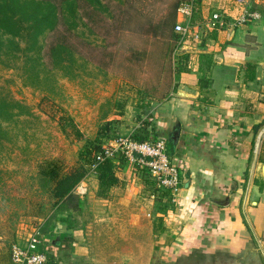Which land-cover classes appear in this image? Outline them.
I'll use <instances>...</instances> for the list:
<instances>
[{
  "label": "rangeland",
  "instance_id": "obj_1",
  "mask_svg": "<svg viewBox=\"0 0 264 264\" xmlns=\"http://www.w3.org/2000/svg\"><path fill=\"white\" fill-rule=\"evenodd\" d=\"M135 1L141 10L138 18L118 2L103 0L109 9L103 13L81 1L76 30L62 26L40 39V78L34 85L25 75L24 53L0 60V95L20 102L29 112L12 122L0 119L6 134L0 142V264H13L11 251L18 234L24 236L33 227L48 233L57 221L81 231L89 264L235 263L234 257L198 250L180 255L173 244L161 252V234L169 226L180 229L176 220H185L175 215L183 165L170 147L176 134H162L155 110L171 95L175 73L189 62L175 50L169 28L160 37L146 30L163 20L170 22L176 3L192 0ZM132 24L141 25L143 33ZM58 44L74 55L68 70L51 62L50 51ZM61 116L76 122L85 134L83 141L72 143L64 135ZM121 139L147 142L155 149L164 142L165 158L178 169V192L166 182L167 174L119 154L114 163L120 184L107 198L98 197L96 175L80 153L88 147L100 152ZM84 163L88 174L74 189V198L56 205L51 191L56 180ZM85 181L86 193L78 194ZM175 235L169 242H175ZM251 259L264 261L261 253Z\"/></svg>",
  "mask_w": 264,
  "mask_h": 264
},
{
  "label": "crops",
  "instance_id": "obj_2",
  "mask_svg": "<svg viewBox=\"0 0 264 264\" xmlns=\"http://www.w3.org/2000/svg\"><path fill=\"white\" fill-rule=\"evenodd\" d=\"M252 2L260 19L241 25L236 0H200L196 14H178L194 32L203 33L216 13L227 25L182 46L189 65L175 73L171 95L155 110L162 134H176L170 147L183 165L175 215L185 220L161 234V252L173 244L180 255L198 250L264 264L251 259H264V0ZM41 234L48 264H89L80 230L57 221Z\"/></svg>",
  "mask_w": 264,
  "mask_h": 264
},
{
  "label": "trees",
  "instance_id": "obj_3",
  "mask_svg": "<svg viewBox=\"0 0 264 264\" xmlns=\"http://www.w3.org/2000/svg\"><path fill=\"white\" fill-rule=\"evenodd\" d=\"M81 1L99 12L109 11L103 0H0V60L3 56L8 58L17 57L18 53H24L26 56L25 75L31 81V85H34V82L40 78V72L38 71L41 65L39 55L40 39L47 33L56 31L62 26H66L69 30H76L79 26L78 10ZM110 1L118 2L123 7L129 6L130 9L128 11H131L135 18L141 13L135 0ZM199 2L200 0L195 1V6ZM181 4L182 2L176 3L174 6L170 22L167 19L163 20L161 23L150 25L146 31L154 37H160L169 28V37L177 43L179 36L175 33V25ZM194 11V14H196L197 11ZM148 22L149 20H147L146 24ZM131 27L139 28L138 32L143 33L141 25H133ZM131 30L136 32V29L130 28ZM50 58L53 66L63 71L71 67L69 63L75 62L72 51L63 44H58L51 49ZM24 114H29V112L23 104L0 95L1 120L12 122L16 117ZM60 125L64 135L72 143L81 142L85 139L84 132L72 118L61 116ZM4 133L5 130L0 125V142L6 135ZM98 149L94 147L86 148L81 151L80 159L84 160V162L86 161L92 167L94 157L99 153ZM87 174L88 170L84 163L80 164L72 172L59 177L51 190L56 199L55 204L73 199L74 189L85 180ZM94 174L99 186L97 196L100 198H107L109 192L120 184V178L115 171L114 160L107 159L99 163ZM162 226L160 224L158 229H162Z\"/></svg>",
  "mask_w": 264,
  "mask_h": 264
},
{
  "label": "built area",
  "instance_id": "obj_4",
  "mask_svg": "<svg viewBox=\"0 0 264 264\" xmlns=\"http://www.w3.org/2000/svg\"><path fill=\"white\" fill-rule=\"evenodd\" d=\"M195 1L181 4L178 14L188 15L192 14L195 10ZM238 4L243 6V12L241 16L235 21L237 25L252 22L253 20L260 19V12L253 6L252 0H236ZM225 18L219 14H213L211 18L207 21L204 32L201 31L194 32L192 25L184 24L182 21H177L175 25V33L179 36L176 43V51L181 50L182 46L189 40L200 41L205 35L208 34L209 30H214L216 28H223L226 26ZM175 53V54H177ZM159 148L155 149L152 145L147 142H136L131 139H121L109 147L103 148L94 157V163L92 165V172H95L96 167L99 163L109 159L114 160L119 154L125 155L129 160L136 162L138 164H143L151 167L152 169H157L162 173V176L167 174L166 182L178 192L180 178L178 169L170 165L169 159L165 158V144L164 142L159 143ZM164 161L165 163L159 165V161ZM150 161V162H149ZM179 167V165H178ZM153 169V170H154ZM85 182H83L78 187V194L86 193V187H84ZM43 242L41 239V229L35 227L27 237H20L17 235V241L12 247L11 259L13 264H48L49 258L47 253L43 250Z\"/></svg>",
  "mask_w": 264,
  "mask_h": 264
}]
</instances>
